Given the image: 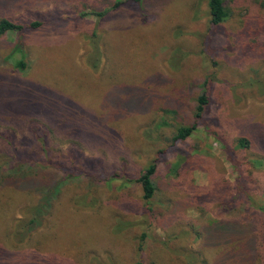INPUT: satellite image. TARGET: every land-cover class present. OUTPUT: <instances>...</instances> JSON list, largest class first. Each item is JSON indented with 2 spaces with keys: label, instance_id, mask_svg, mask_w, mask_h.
<instances>
[{
  "label": "rangeland",
  "instance_id": "rangeland-1",
  "mask_svg": "<svg viewBox=\"0 0 264 264\" xmlns=\"http://www.w3.org/2000/svg\"><path fill=\"white\" fill-rule=\"evenodd\" d=\"M222 1L214 26L207 0H0V21L39 23L0 36V264H264V0ZM222 222L253 240L225 249Z\"/></svg>",
  "mask_w": 264,
  "mask_h": 264
},
{
  "label": "trees",
  "instance_id": "trees-1",
  "mask_svg": "<svg viewBox=\"0 0 264 264\" xmlns=\"http://www.w3.org/2000/svg\"><path fill=\"white\" fill-rule=\"evenodd\" d=\"M207 8H208V14L210 16V22L212 25L214 26H218L219 24L225 22L229 16L230 13L228 11V9L223 5V1L222 0H207ZM96 16H102V14H96ZM37 26H39V23H31L28 24L26 26L23 25H19L16 24L12 21L3 19L0 21V36H3L5 33L7 32H15V33H20L22 32L24 29H33L36 28ZM17 49L21 50L22 47L21 46H16ZM16 67L20 70H23L25 68V65L23 63V61H18L16 63ZM141 88L138 86H134V87H130V86H121V87H116L113 89V91L111 92L109 98L110 101L114 104V106H117V109H121L122 111H127V112H133L136 110H139L141 108V100L144 99L145 102V94L144 96H142L140 94L141 92ZM121 95H128V97L126 98V100L118 101L119 97ZM209 99L208 97L205 95V93H202L197 99H196V107L194 110V118L195 120H199L201 119L205 107L209 105ZM136 109V110H135ZM71 113H75L74 110L70 109ZM72 116V115H71ZM197 122L195 121V123L191 126H182L180 128L177 129L176 134L173 137V140L175 142L177 141H184L186 138H188L192 132L194 131L195 127H196ZM80 122H75L74 127L79 128L80 126ZM263 142H264V136H263ZM241 145H245L244 143L241 142ZM157 170V159L152 160L151 163L148 164L147 167H145L139 174L138 178L136 179V182L140 184L141 186V190H142V198L144 200L145 203H148L154 196V192H155V186L154 183L152 181V177L154 176V174L156 173ZM242 177V174L239 172L238 169V175L236 178L237 182H240ZM62 183H60L59 185L56 186H52L50 188H48V192L49 193H44V191L40 192V197H39V201L37 202V204L35 205L34 208H32L33 210V215H32V220H30V224L34 223V219H39L40 215H42L44 209L46 206L49 205V198L51 197V193L52 192H57L59 190V187L61 186ZM43 188V187H42ZM237 227H239L240 229H238ZM215 230V227H209L206 229L207 232V236L211 233H213V231ZM238 230H245L246 231V236H244L245 240H253V238H251L250 235H247V229L244 227L243 224L241 223H226V222H222L217 224V232H219L221 235L224 236V239L222 240V244L223 247L226 249L227 246L229 245V241L228 239H230V237L236 233H238ZM227 237V239H226ZM206 238V237H205ZM204 238V240H205ZM243 238V237H242ZM254 244V243H253ZM229 255H225L222 258V263L226 262L227 260L231 259V258H236L235 254L233 253V251L231 249H229ZM235 264H239L238 260H235Z\"/></svg>",
  "mask_w": 264,
  "mask_h": 264
}]
</instances>
